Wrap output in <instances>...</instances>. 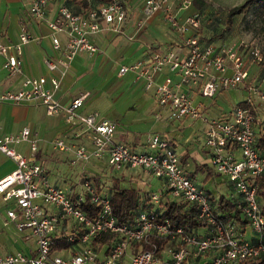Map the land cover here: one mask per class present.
<instances>
[{
    "label": "built area",
    "instance_id": "obj_1",
    "mask_svg": "<svg viewBox=\"0 0 264 264\" xmlns=\"http://www.w3.org/2000/svg\"><path fill=\"white\" fill-rule=\"evenodd\" d=\"M48 0H31L30 14L46 15ZM192 0H142L145 17L160 12L169 25L182 34L180 48L154 50L145 58L122 63L118 74L131 70L152 88L161 106H168L175 116H203L192 92L213 96L223 88L247 84V102L254 106L264 101V75L251 82V64L262 61L257 44L205 41L200 38L201 14L188 10ZM182 9L186 11L179 15ZM128 16L127 0H104L81 11H73L61 2L56 15L47 19L52 30V45L61 54L45 57L48 68L61 66L64 73L70 60L80 51L95 52L98 46L92 34L102 23L118 30ZM64 31L62 42L57 32ZM32 38L26 24L20 26L18 39L6 41L0 33V53L8 75L22 69L23 43ZM165 66L175 74L156 81L155 74ZM250 78V79H249ZM59 77L28 75L18 88H0V100L33 101L43 104L48 114L64 109L68 122H78L88 132L91 145L66 142L56 137L53 146L72 150L74 158L106 157L115 168H141L163 180L165 191L173 199H188L197 204V226L172 224L159 216L156 202L162 190L149 196L150 206H142L132 221L117 220L109 195L86 173L76 187L62 186L49 180L42 163L31 154L37 149L38 137L28 126L0 135V150L13 158L15 167L0 177V193L14 205L6 213L19 230L28 228L34 248L3 251L0 264H247L264 254V214L256 197V177L264 170V151L257 145L264 136V119L249 107L233 105L229 112L206 118L205 143L210 150L209 162L223 174L239 193V205L247 220L242 226L235 218L222 220L212 210L205 188L185 170L169 137L153 131L147 135V150H138L124 141H116L115 121L97 117V113L79 111L85 93L62 104L55 96ZM257 129L259 131H257ZM27 141L30 155L14 144ZM239 151L236 155L235 150ZM85 200L98 205L94 214L82 206ZM7 223V220L4 221ZM253 232L246 236V230ZM67 244L55 245L59 240ZM145 245V246H144Z\"/></svg>",
    "mask_w": 264,
    "mask_h": 264
},
{
    "label": "crops",
    "instance_id": "obj_2",
    "mask_svg": "<svg viewBox=\"0 0 264 264\" xmlns=\"http://www.w3.org/2000/svg\"><path fill=\"white\" fill-rule=\"evenodd\" d=\"M127 1L129 15L120 28L112 29L103 22L102 28L92 34V40L98 49L93 53L78 52L70 60L66 71L61 73L60 65L51 69L44 61L45 57L57 58L61 54V51L52 45V30L47 24V19L56 15L61 2H66L73 11H81L99 3V0H48L46 15L39 18L30 14L31 0H0V33L3 39L17 40L22 23L26 24L32 34V38L22 45L21 71L8 75L3 67L4 55L0 53V88H18L24 77L28 75L58 76L59 87L55 90V96L59 101L64 105L74 96L85 93L79 111L82 113L95 111L98 118L106 117L114 120L116 124L114 140L127 142L138 150H147L149 148L147 135L153 131L160 132L169 137L186 172L205 190L209 189L214 195L224 193L240 197L231 180L211 167L210 150L205 143L206 121L204 119V117L209 118L229 112L240 98H235L226 108L220 103L226 99L224 93L232 90L233 87L220 89L213 96L192 92L195 103L201 106L202 113L207 116L180 117L173 115L168 106L158 104L153 89L144 86L142 77L136 76L131 70L118 74V68L122 63L145 58L154 50L177 49L182 44V34L169 25L160 12L145 17L142 12V0ZM185 11L186 9H182L179 15ZM57 34L64 42L65 32L59 31ZM168 73L176 77V74L165 66L155 74V80H162ZM250 75L251 77L256 75L252 68ZM260 85L264 89V83ZM240 89L245 92L242 98L245 99L247 87ZM263 103L264 101L259 100L256 104V115L260 119H264V111H258L264 109ZM24 126H28L38 137L37 149L31 157L42 163L50 181L62 186L76 187L83 173L100 174L81 159L72 161L74 158L72 150L52 151L50 149L51 141L58 136L63 137L66 142H83L86 146L91 145L87 130L78 122H68L64 109L48 114L43 104L38 102L0 100V135L5 132H16ZM14 147L30 155L27 141L16 142ZM235 153L238 155L239 151L236 149ZM101 158L106 160V157ZM15 165V160L0 150V177L10 172ZM70 165H72L71 168ZM108 166L113 169L114 172L111 174L114 175L111 176L110 184L101 177L103 187L109 189L114 176H118L121 186L137 188L141 198L145 197L147 192H150V196L152 192L163 188L159 201L155 204L157 208L162 209L163 202L171 198L165 191L162 178L152 176L141 168ZM78 170L80 174L77 178L68 179ZM11 205H14L13 200L3 198L0 193V222L4 219L3 225L8 224L9 219L5 210ZM5 220L7 223H4ZM16 230V233H7L0 227L1 250L19 249V247L7 248V242L15 244L22 242L25 250L29 247L34 248V237L30 240L29 229L19 230L16 227ZM248 230H246V236ZM252 235L251 231L249 237Z\"/></svg>",
    "mask_w": 264,
    "mask_h": 264
},
{
    "label": "trees",
    "instance_id": "obj_3",
    "mask_svg": "<svg viewBox=\"0 0 264 264\" xmlns=\"http://www.w3.org/2000/svg\"><path fill=\"white\" fill-rule=\"evenodd\" d=\"M102 1L104 0H99V2ZM192 1L201 14L202 25L203 14L200 7L203 4V0ZM249 10H251L256 16L264 18V0H242L240 3L230 6L225 15V24L221 35H224V32H227L232 28L235 17L238 13H245ZM200 38L204 39L201 33ZM261 62L264 64V59H262ZM263 74L264 68L260 70V75ZM237 104L251 107L250 109L256 114L254 106L249 104L246 98L238 100ZM257 144L264 150L263 135L259 134L257 137ZM87 176L92 178L98 184L99 189H102L103 186L100 174L92 172L87 174ZM119 180L120 178L118 176H114L112 185H110L108 189L112 211L117 220L121 222L132 221L134 216L138 213L140 207L151 205L149 195L146 194L145 197L141 198V194L137 188L133 186H121ZM256 184V197L264 214V170L257 175ZM206 193L211 202L213 212H215L219 218L222 220L235 218L243 227L246 226L247 220L244 215H242V209L239 205L240 197H233L224 193L214 195L209 189H206ZM163 205L164 207L162 209L156 208L159 216L169 217L172 224H183L189 227L198 225V208L194 201L188 199L169 198L163 202ZM82 206L90 214H94L98 209V205L89 200H85ZM62 244L66 245L67 241L61 239L55 243V245L58 246ZM247 264H264V254L247 262Z\"/></svg>",
    "mask_w": 264,
    "mask_h": 264
},
{
    "label": "rangeland",
    "instance_id": "obj_4",
    "mask_svg": "<svg viewBox=\"0 0 264 264\" xmlns=\"http://www.w3.org/2000/svg\"><path fill=\"white\" fill-rule=\"evenodd\" d=\"M242 0H203V4L200 7V10L202 11V25L200 28V33L202 34V37L207 41L212 42H227V43H244L247 46H250L251 44H257L261 48V52L264 59V18H260L256 16L251 10L245 12V13H238L235 17L234 23L232 28L224 32V35H221V32H223L224 24H225V15L227 10L230 6L240 3ZM197 9L192 1V4L189 6L188 10H194ZM129 15V11H128ZM128 17V16H127ZM166 20V19H165ZM251 67L253 69V73L256 75H253L251 77V82L257 83V80H261L263 75H260V70L264 68V64L262 62H259L258 64L252 63ZM250 79V78H249ZM247 87L246 83H241L238 87H233L232 90H227L226 93H224L226 96V99H223V101L220 103L221 105L225 106L227 108L228 104L231 103L235 98L242 99L245 95V92L242 91L240 88ZM264 105V103H263ZM260 111H264V109H259ZM203 116H207L206 114L202 113ZM75 143V142H74ZM83 143V142H82ZM53 141H51V150L52 151H59L63 149H59L56 147H53ZM77 144V143H76ZM84 144V143H83ZM80 160V159H79ZM84 161V163L91 168L98 171L103 179H105V182L107 184H110L111 176L114 174H111L113 169H111L106 160L101 157L97 156H90L87 159H81ZM70 168L72 165L69 166ZM80 170L74 172L73 177H69L68 179L73 180L77 178L80 174ZM61 182V181H60ZM102 190L108 191L107 188L102 187ZM150 192H147V195H149ZM6 211V210H5ZM5 217V216H4ZM4 220V219H3ZM3 220L0 222V227L5 229V232H14L16 233V227L13 223V221L9 220L8 224L3 225ZM251 235V231H247V236L249 237ZM33 236H30V240H32ZM8 241V240H7ZM12 242V241H9ZM6 247L10 249H24V243H6Z\"/></svg>",
    "mask_w": 264,
    "mask_h": 264
}]
</instances>
